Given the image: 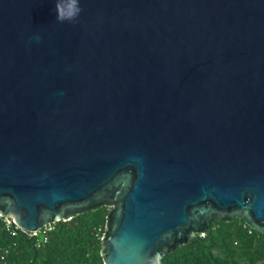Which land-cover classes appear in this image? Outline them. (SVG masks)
I'll return each mask as SVG.
<instances>
[{"label":"water","instance_id":"1","mask_svg":"<svg viewBox=\"0 0 264 264\" xmlns=\"http://www.w3.org/2000/svg\"><path fill=\"white\" fill-rule=\"evenodd\" d=\"M0 0V214L109 206L103 264H160L214 219L264 231V0Z\"/></svg>","mask_w":264,"mask_h":264},{"label":"trees","instance_id":"2","mask_svg":"<svg viewBox=\"0 0 264 264\" xmlns=\"http://www.w3.org/2000/svg\"><path fill=\"white\" fill-rule=\"evenodd\" d=\"M109 208L100 204L50 224L45 242L40 233L30 236L17 229L11 234L0 221V264H103L100 236ZM160 264H264V231L240 217L214 219Z\"/></svg>","mask_w":264,"mask_h":264},{"label":"clouds","instance_id":"3","mask_svg":"<svg viewBox=\"0 0 264 264\" xmlns=\"http://www.w3.org/2000/svg\"><path fill=\"white\" fill-rule=\"evenodd\" d=\"M82 10L81 0H56V20L60 23H75Z\"/></svg>","mask_w":264,"mask_h":264},{"label":"built area","instance_id":"4","mask_svg":"<svg viewBox=\"0 0 264 264\" xmlns=\"http://www.w3.org/2000/svg\"><path fill=\"white\" fill-rule=\"evenodd\" d=\"M0 221L5 224L6 229L9 230L11 232V234H14L17 229H19L25 233H28L30 236H37L40 233L42 235L41 237H42V240L44 242L47 240L48 232L51 229V226L49 224V225H46L45 227L41 228L39 231H26L24 229L19 228L17 225L13 224L10 219H8L7 217H3L1 214H0ZM101 236H100V238H101ZM0 257L3 258V254L1 252H0Z\"/></svg>","mask_w":264,"mask_h":264}]
</instances>
